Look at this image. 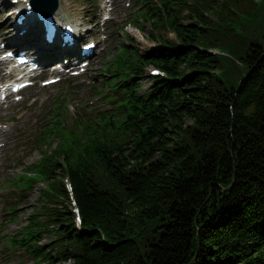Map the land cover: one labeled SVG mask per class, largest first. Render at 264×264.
Returning a JSON list of instances; mask_svg holds the SVG:
<instances>
[{"label":"trees","instance_id":"trees-1","mask_svg":"<svg viewBox=\"0 0 264 264\" xmlns=\"http://www.w3.org/2000/svg\"><path fill=\"white\" fill-rule=\"evenodd\" d=\"M161 4L148 19L176 41L127 56L131 76L145 62L165 75L145 95L125 87L121 121L101 118L83 141L59 146L79 228L49 175L57 151L41 161L47 200L58 204V255L27 246L30 255L49 264H264V0Z\"/></svg>","mask_w":264,"mask_h":264},{"label":"rangeland","instance_id":"rangeland-1","mask_svg":"<svg viewBox=\"0 0 264 264\" xmlns=\"http://www.w3.org/2000/svg\"><path fill=\"white\" fill-rule=\"evenodd\" d=\"M68 2L71 4V9L69 10L71 15H74L77 18L78 22H84L87 23L88 19L90 18L87 12L85 10L87 9V0H68ZM3 10V7L0 6V11ZM210 18L214 19L212 16H209ZM4 20V21H3ZM10 19L6 16H0V24L5 28L6 24L8 23ZM180 20H182V23H186L188 19L186 17H180ZM7 29V28H6ZM1 30V35H10V31ZM131 28H127V30L132 34L131 36L134 38V40L140 45V47L145 48L150 46L151 44L148 43L145 39L141 38L139 40V32H133L130 30ZM110 34L112 35V43L113 39L115 37H118L119 40L122 37V34L117 32L115 33V29H112L110 31ZM11 36V35H10ZM167 36L169 38L172 37L171 33H168ZM100 68L99 63L94 67L93 70H97ZM146 81H144L142 84H145ZM62 90L58 89H40L37 88L34 92H32V95L36 98V104L33 107H29L27 105H15L10 109L8 106H3L0 112L1 121L3 118H8L9 116H13L14 114H17L18 117H21L22 121L27 122L30 119H34L38 114L40 107L43 105V103L50 98V100L53 97L58 96ZM66 98L68 99V104L70 108H76V107H84L89 100L93 99L89 93L88 88L85 86L81 89H74L73 92H65ZM49 100V101H50ZM94 100V99H93ZM47 104V103H46ZM45 104V107H46ZM10 125L7 124V126H2L0 129V143L3 144V146L0 148V164L2 170L0 171V194L3 192V189L6 188L7 181L9 179H13L17 174L22 172L24 165L34 163L39 158V152L37 150H31L30 152H26L24 156H22V151L20 149L17 150V152L14 154L10 148H7L8 143V135L10 133ZM10 147V145L8 146ZM21 152V153H20ZM19 162V164H18ZM18 164V165H17ZM41 185H37V187H40ZM27 201L23 204V207L21 210H24V213H21L19 218L14 222V224L4 227L1 235H9L15 233L20 226L25 224L26 222V215L30 213V210L32 209V204L35 203L38 197V191H32L29 194H27ZM1 203V201H0ZM2 207V204H0V209ZM1 222V221H0ZM145 237L142 240L149 241L152 239V234L150 229L144 230ZM49 238L47 236H43L41 239V242H47ZM143 241V242H144ZM17 260L8 261L5 264H16ZM28 264H31L28 262ZM60 264V263H59ZM61 264H69V263H61Z\"/></svg>","mask_w":264,"mask_h":264}]
</instances>
